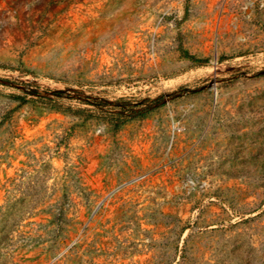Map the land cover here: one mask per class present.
I'll list each match as a JSON object with an SVG mask.
<instances>
[{"label": "rangeland", "instance_id": "rangeland-1", "mask_svg": "<svg viewBox=\"0 0 264 264\" xmlns=\"http://www.w3.org/2000/svg\"><path fill=\"white\" fill-rule=\"evenodd\" d=\"M0 264H264V0H0Z\"/></svg>", "mask_w": 264, "mask_h": 264}, {"label": "trees", "instance_id": "trees-1", "mask_svg": "<svg viewBox=\"0 0 264 264\" xmlns=\"http://www.w3.org/2000/svg\"><path fill=\"white\" fill-rule=\"evenodd\" d=\"M41 100H43V101H46V102H50L51 100H49V99H46V98H40ZM117 122L118 123H121V121H119V120H117Z\"/></svg>", "mask_w": 264, "mask_h": 264}]
</instances>
